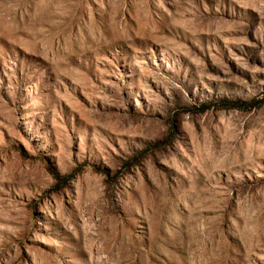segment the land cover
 I'll return each instance as SVG.
<instances>
[{"label": "rangeland", "instance_id": "374dc122", "mask_svg": "<svg viewBox=\"0 0 264 264\" xmlns=\"http://www.w3.org/2000/svg\"><path fill=\"white\" fill-rule=\"evenodd\" d=\"M0 264H264V0H0Z\"/></svg>", "mask_w": 264, "mask_h": 264}]
</instances>
